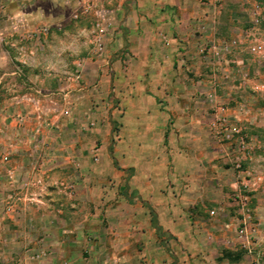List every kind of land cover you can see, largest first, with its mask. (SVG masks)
Wrapping results in <instances>:
<instances>
[{"label":"crops","instance_id":"1","mask_svg":"<svg viewBox=\"0 0 264 264\" xmlns=\"http://www.w3.org/2000/svg\"><path fill=\"white\" fill-rule=\"evenodd\" d=\"M102 1L115 18L114 37L126 43L125 51L110 52L109 65L91 69L94 76L102 75L91 83L97 93L88 103L103 104L107 111H89V120L103 121L101 128L78 138L82 149L92 136L109 134L116 142L93 149L92 158L76 148L78 157L62 155L55 165L48 159L42 185L28 191L7 186L11 209L6 214L27 221L34 216L30 230L23 225V231L38 235L34 246L60 251L55 257L60 264H250L233 242L237 213L229 195L235 179L220 182L210 176L203 151L209 105L216 89L232 88L224 70L234 64L201 50L246 31L241 25L249 27L248 21L236 15L241 1ZM34 3L30 6H39ZM60 55L65 60L72 53ZM56 67L74 69L73 64ZM247 81L238 86H248ZM61 141L58 149L64 154L69 145ZM52 149L47 144L41 153ZM11 166L21 176L36 175L21 156ZM68 178L75 182L71 193L61 185ZM137 247L139 252L132 253Z\"/></svg>","mask_w":264,"mask_h":264},{"label":"rangeland","instance_id":"2","mask_svg":"<svg viewBox=\"0 0 264 264\" xmlns=\"http://www.w3.org/2000/svg\"><path fill=\"white\" fill-rule=\"evenodd\" d=\"M34 1L37 2L34 4L39 5L36 8L30 6V2ZM74 1L76 0H0V6L3 4L4 8L3 12L0 9V36L2 37L0 40V162L2 155L10 150L13 155L12 160L15 156H21V160L25 159L28 162L36 160L47 162L48 159H52L55 165L63 158L62 155L78 157L76 148L82 150L80 154L83 151L89 152L92 158L93 149L101 145L109 149V146L116 142L115 138L109 134L104 139L92 136L88 138L89 141H84L86 149H82L78 134L89 132L91 128H101L103 121L98 118L95 121L89 120V111H93L96 115H99L100 111H107L106 107L103 108V104L98 105L94 102L95 105H89L88 103V98L97 93L90 89V87L96 88L93 86L95 84L91 86V83H98V78L102 75L98 72L94 76L91 69L109 65L107 56L110 52L118 54L120 50L125 51L126 43L124 41L121 43L119 36L116 40L114 31L112 33L114 44L107 40L105 51L95 56L90 42L92 15L81 14L78 20L72 19L70 10ZM92 1L108 12L109 9L104 1ZM256 1L264 5V0ZM236 9L237 7L234 11ZM57 15L61 16L60 20H56ZM236 15L240 21L247 22L248 18L243 12H236ZM110 17L113 27H116L115 18ZM247 26V23L241 25L242 29L253 32L255 37L264 39L263 27L260 26L256 30L248 29ZM41 27H46L47 31H43ZM238 34L242 35V33ZM63 53H72V55H66L67 58L62 60L59 54ZM238 57L243 58L248 66V86H238L240 82L246 80L237 73L235 78L231 75L226 82H230L232 88L229 87L230 89L224 91L215 90L216 96L209 105L206 118L207 137L204 140L206 148L203 151L206 153L210 176L214 175L220 182L237 179L238 173V169L234 166L237 154L227 147L226 142L213 137L208 127L221 106L225 107L226 113L232 120H234V113H238L241 119L234 122H237L252 142L253 149L243 157L241 168L249 170L251 174L264 175L263 73L257 71L254 73L256 66L252 61L253 57L240 48L233 54V58L226 59L223 64L232 65L234 64L232 60ZM57 64L64 65V69L73 64L74 69L57 71ZM117 104L118 99L113 100V105ZM39 114L43 119H37ZM65 135L66 138H64ZM62 138L69 145L64 154H61L58 149L62 144ZM27 144L31 148L24 149ZM46 144L55 148L52 149V153H41ZM242 176L248 175L244 172L240 174V177ZM219 186L221 187V184ZM227 188H230L228 184ZM7 191V182L5 178H2L0 181V264H18L19 259H28L41 250L50 254L38 264H60L59 260H55L57 252L60 251L49 248L46 244L34 246L33 242L38 235L34 232L29 235L26 230L23 231L26 227L30 230L29 225L34 223V216L28 221L23 215L8 217L7 198L10 197ZM223 191H226L224 187ZM253 203H257L255 214L259 218V226L262 227L264 226V195H261L257 202L253 200ZM230 204L229 206L236 212L237 208L234 204ZM210 213L214 215L215 211L211 210ZM35 214L37 213L33 215ZM51 225L54 227V222ZM23 238H27L25 244ZM139 250L140 248L137 247L131 252L137 253Z\"/></svg>","mask_w":264,"mask_h":264},{"label":"built area","instance_id":"3","mask_svg":"<svg viewBox=\"0 0 264 264\" xmlns=\"http://www.w3.org/2000/svg\"><path fill=\"white\" fill-rule=\"evenodd\" d=\"M240 1L243 6L242 12L248 18V29L253 28L257 30L260 26L264 28V5L256 0ZM0 9L3 12V4L0 6ZM81 14L92 15L90 42L92 44L93 54L95 56L100 55L105 51L106 41L109 40L116 27H113L109 13L106 12L101 5L94 3L92 0H76L72 3V8L70 10L71 18L78 20ZM41 28L43 31H47L46 27ZM248 31L250 30H246L242 35L235 34V36L219 44H211V46L209 45V49L204 47L201 53L207 54L210 51L215 58L224 59V61H226L227 55L234 53L239 48L241 50L244 49L253 57L252 61L256 66L254 73L255 71L263 73L264 79V39L255 37L253 32ZM0 40H2L1 36ZM233 62L234 66L231 70L227 68L224 70L225 78L228 79L231 75L237 73L244 80H248L249 69L245 60L238 57L235 58ZM262 86L264 87V83ZM233 118L235 121L240 119L239 116H233ZM37 119H43V117L39 114L37 115ZM234 120L226 113L225 107L221 106L218 108L215 119L210 122L208 127L213 137L217 139L220 138L226 142L227 147L230 148L234 154H237L234 164L235 168L238 169L237 179H235L236 186L229 195L230 202L237 208L236 212L239 215L235 218L236 225L234 227L233 237L235 249L249 256L250 264H264V226H259V218L255 214L257 203H253V200L257 202L261 195H264V175L251 174L249 170L241 168L243 157L249 154L253 147L252 142L249 141L241 127L237 122H234ZM12 156V152L9 150L2 155L1 159V173H3V177L9 189L28 191L44 183L45 172L47 171L46 162L42 160L30 162L32 170H36V175L21 176L17 174L15 168L11 166ZM94 159L97 158L95 157ZM244 172H246L248 176L240 177V174ZM74 184L75 182L72 178L61 181V185L65 187L66 192L70 193L74 189ZM10 209L11 206H7V211ZM49 254L50 253L41 250L32 254L28 258L29 260L26 258L19 259L18 264H38Z\"/></svg>","mask_w":264,"mask_h":264}]
</instances>
